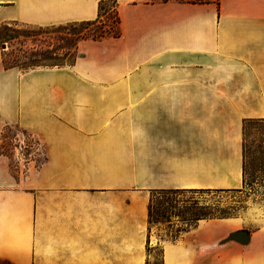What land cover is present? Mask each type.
<instances>
[{
	"label": "crops",
	"instance_id": "obj_1",
	"mask_svg": "<svg viewBox=\"0 0 264 264\" xmlns=\"http://www.w3.org/2000/svg\"><path fill=\"white\" fill-rule=\"evenodd\" d=\"M100 1L0 0V30L92 21ZM116 2L120 37L81 41L71 66L5 68L0 44V134L45 158L26 192L0 154V262L264 264V226L241 244L237 218L170 241L147 222L152 192L241 189L242 123L264 120V0Z\"/></svg>",
	"mask_w": 264,
	"mask_h": 264
},
{
	"label": "rangeland",
	"instance_id": "obj_2",
	"mask_svg": "<svg viewBox=\"0 0 264 264\" xmlns=\"http://www.w3.org/2000/svg\"><path fill=\"white\" fill-rule=\"evenodd\" d=\"M199 3L204 0H177ZM207 1V0H206ZM0 44L5 50L4 63L18 65L19 70L44 68L29 66L41 61L48 54L62 49L63 44L56 34L36 26L7 24L0 30ZM34 60V61H33ZM138 128V121L133 122ZM243 144L244 187L237 193H190L161 196L154 207L160 212L157 223L149 227L157 241L177 239L183 231L193 225L196 215L208 212H225L241 222V229L248 235L264 226V124L251 123ZM0 151L8 160L13 177L19 181L22 190L29 177L38 175L44 163V154L36 139L27 133L9 129L0 134ZM133 175L138 176V153L133 154ZM138 186V183H135ZM37 197L42 189L35 191ZM147 253L151 249L147 246ZM151 264H159L160 250L152 253ZM20 264L23 263L21 260Z\"/></svg>",
	"mask_w": 264,
	"mask_h": 264
},
{
	"label": "trees",
	"instance_id": "obj_3",
	"mask_svg": "<svg viewBox=\"0 0 264 264\" xmlns=\"http://www.w3.org/2000/svg\"><path fill=\"white\" fill-rule=\"evenodd\" d=\"M167 1V0H160ZM209 0H204L199 3H206ZM40 29L46 30L51 34H56L58 40L63 44L62 49L57 52L48 51L46 56L42 59L45 64H41V61L31 62L29 66L34 67H65L73 65L75 57L77 54V48L81 41L92 40L98 41L105 38H119L121 35V20L118 13V5L116 0H101L97 6V16L92 21L65 24L59 26L50 27H38ZM5 68H17L18 65L9 66L4 63ZM251 123L264 124V120H245L242 123V133H243V144L245 142L246 132ZM10 128H5L3 130L7 131ZM21 133L25 131L16 129ZM1 132V133H3ZM244 150V148H243ZM0 154L4 155L3 153ZM243 155V151H242ZM245 185L244 175L242 173V187ZM239 190L223 191V190H168V191H155L152 192L148 203V226H152L157 223L158 215L160 214L158 209L154 207L155 202L163 195L179 194L181 192L190 193H237ZM232 214L225 212H208L207 214H199L193 219V225L189 229L193 228L195 224L200 220H213V219H228L234 218ZM188 229V230H189ZM186 230V231H188ZM183 231V232H186ZM0 264H9L7 262H0Z\"/></svg>",
	"mask_w": 264,
	"mask_h": 264
},
{
	"label": "water",
	"instance_id": "obj_4",
	"mask_svg": "<svg viewBox=\"0 0 264 264\" xmlns=\"http://www.w3.org/2000/svg\"><path fill=\"white\" fill-rule=\"evenodd\" d=\"M230 240L236 241L241 244H245L249 240V235L245 231L241 230V231L231 234Z\"/></svg>",
	"mask_w": 264,
	"mask_h": 264
}]
</instances>
